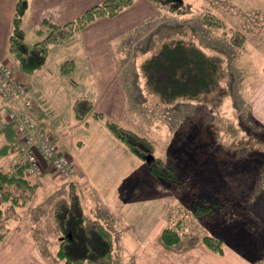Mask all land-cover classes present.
Listing matches in <instances>:
<instances>
[{
    "label": "crops",
    "instance_id": "0c3cea01",
    "mask_svg": "<svg viewBox=\"0 0 264 264\" xmlns=\"http://www.w3.org/2000/svg\"><path fill=\"white\" fill-rule=\"evenodd\" d=\"M16 1L0 0V62L12 66L17 78L26 86L37 105L33 112L41 121V127L54 136L58 148L69 156L74 173L60 178L47 165L41 164L38 172L28 174L36 184L30 201L24 206L5 204V210L12 211L13 215L7 219V231L0 239V264H63L55 250L49 251L48 256L45 240L33 233L42 227V222L40 217L33 219L32 214L49 202L58 187L65 194L71 182L83 212L101 221L112 232L119 264H246L247 258L240 255L238 246L210 231L212 227L205 219L209 234L223 238L221 254L210 250L202 241H190L191 245L178 251L163 245L158 239L163 228L169 225L170 219L164 217L163 206L165 200L170 201V194L159 190L160 178L151 174L145 161L105 124V119H109L128 128L134 127L132 120L137 119L138 114L128 110L126 84L121 77L130 64L143 72L144 62L140 67L136 57L135 62H131L134 54L125 47V40H140L146 32H150L151 39L154 34L151 28L158 24L160 8L152 0H135L114 16L98 17L77 29L68 40L48 43L42 67L27 74L21 71L7 49ZM100 1L27 0L22 17L25 37L29 34L33 43L43 40L49 31L41 23L44 18L61 24ZM145 49L141 54L147 52ZM65 61L73 64L66 79L76 71L78 79L60 78V66ZM56 73V78L51 76ZM140 76L136 82L139 92L161 97L146 81L144 73ZM80 80L82 83L78 82ZM261 87L248 100L256 104L258 115L264 118V81ZM78 98L92 105L83 118H77L74 112L73 104ZM161 99L169 104L196 101L194 97ZM6 101L0 97V149L13 136L12 123L6 120ZM13 102L20 105L17 98ZM94 111L101 112L103 118H95ZM16 162L22 164L16 152L0 156V166L4 169H12ZM188 199L191 201L190 194ZM202 199L205 200L204 196ZM190 204L188 210H192L193 202ZM219 212L207 216L214 218ZM217 219L213 223H218L220 218Z\"/></svg>",
    "mask_w": 264,
    "mask_h": 264
},
{
    "label": "rangeland",
    "instance_id": "374dc122",
    "mask_svg": "<svg viewBox=\"0 0 264 264\" xmlns=\"http://www.w3.org/2000/svg\"><path fill=\"white\" fill-rule=\"evenodd\" d=\"M160 10L158 24L151 28V39L150 32H146L140 40H125V47L134 54L131 62L136 57L140 67L171 40L194 46L210 60L209 86L191 103L184 100L169 104L147 92L142 95L136 83L143 74L141 68L130 64L122 72L128 110L138 114L132 120L134 127L129 128L146 136L152 154L171 166L178 178L160 179L159 190L170 194V201L165 200L163 206L164 217L170 219L166 227L177 228L181 234L177 244L167 247L178 251L191 245L190 241H202L209 234L207 221L212 227L210 231L238 246L240 255L247 258L246 264H264V118L258 115L256 104L248 100L264 81V0H182L178 11ZM207 13L219 17L223 25L206 24L203 17ZM33 41L27 34L25 44L30 46ZM143 48L147 52L141 54ZM77 74L78 71L71 73L68 79L66 73L58 75L70 81L78 79ZM51 76L56 78L57 73ZM3 146L9 148L8 144ZM41 164L39 161L40 167ZM47 167L60 178L63 176ZM167 184L174 188H167ZM67 190L68 187L64 194L58 187L49 202L32 214L33 219L41 218L42 227L33 233L45 240L48 256L52 250L56 254L58 244L53 206L57 199L67 195ZM189 194L193 204L204 196L203 202L219 205L221 213L214 218L193 216L191 208L187 209L191 205ZM5 204L0 219L2 230L13 215L5 210ZM217 218L218 223H213ZM158 240L161 242L160 236Z\"/></svg>",
    "mask_w": 264,
    "mask_h": 264
},
{
    "label": "trees",
    "instance_id": "16d2710c",
    "mask_svg": "<svg viewBox=\"0 0 264 264\" xmlns=\"http://www.w3.org/2000/svg\"><path fill=\"white\" fill-rule=\"evenodd\" d=\"M135 0H102L86 8L73 20L55 23L44 18L42 24L49 29L45 39L35 41L30 47L24 42L25 32L22 27V17L27 6V0H17L11 18V29L8 36V52L24 73L31 74L40 69L47 55V44L68 40L73 33L87 23L102 16H114ZM161 9L178 11L182 0H152ZM203 21L208 25H223L219 17L207 13ZM237 34V32H235ZM233 35V34H232ZM210 60L203 56L192 45L180 40L163 43L158 51L153 53L143 63V73L146 81L152 85L164 99L177 97H194L209 86ZM72 62L65 61L60 70L67 73L72 69ZM78 98L73 104L77 118H83L92 105ZM95 118H103L101 112H92ZM11 123V122H9ZM106 126L127 147L146 163L152 174L164 180H177L174 169L160 157L152 154L150 141L133 129L117 122L105 119ZM13 136L10 143L0 149V156L9 150H14L12 141L18 137L14 123ZM17 153V152H16ZM16 162L12 169L0 166V219L3 216V204L25 205L33 196L36 184L27 174L28 163L23 160ZM151 155L149 159L147 156ZM203 199L192 205L191 214L196 217L213 215L220 211L219 205L205 204ZM54 231L57 235L56 256L63 264H116L114 256V240L111 231L98 219L83 212L79 196L74 184L68 185L67 195L57 199L53 206ZM180 225V224H178ZM180 228V227H178ZM6 229L0 228V239ZM181 234L177 228L165 227L160 234V240L165 246L177 244ZM202 242L213 252L221 254L223 238L214 234H206Z\"/></svg>",
    "mask_w": 264,
    "mask_h": 264
},
{
    "label": "built area",
    "instance_id": "2783aa9c",
    "mask_svg": "<svg viewBox=\"0 0 264 264\" xmlns=\"http://www.w3.org/2000/svg\"><path fill=\"white\" fill-rule=\"evenodd\" d=\"M0 97L7 99L6 120L14 123L18 137L12 141L13 149L28 163L27 174L39 170V161L63 176H70L74 168L70 158L63 153L54 136L41 127L33 112L35 100L26 86L17 78L13 69L0 62ZM20 100V106L14 99ZM34 107V108H33Z\"/></svg>",
    "mask_w": 264,
    "mask_h": 264
},
{
    "label": "water",
    "instance_id": "95a60500",
    "mask_svg": "<svg viewBox=\"0 0 264 264\" xmlns=\"http://www.w3.org/2000/svg\"><path fill=\"white\" fill-rule=\"evenodd\" d=\"M150 157H151V155H148V156H147V159H149Z\"/></svg>",
    "mask_w": 264,
    "mask_h": 264
}]
</instances>
